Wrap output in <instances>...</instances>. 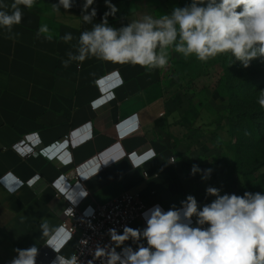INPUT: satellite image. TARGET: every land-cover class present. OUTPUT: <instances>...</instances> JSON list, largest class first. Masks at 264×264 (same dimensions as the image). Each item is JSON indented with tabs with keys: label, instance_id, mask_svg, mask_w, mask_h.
Returning <instances> with one entry per match:
<instances>
[{
	"label": "crops",
	"instance_id": "obj_1",
	"mask_svg": "<svg viewBox=\"0 0 264 264\" xmlns=\"http://www.w3.org/2000/svg\"><path fill=\"white\" fill-rule=\"evenodd\" d=\"M13 2L0 0L8 11ZM58 2L21 6L22 22L11 33L0 27V264H10L15 249L33 246L38 249L36 264H49L58 255L70 258L75 239L58 249L49 244L55 252L51 260L45 257L55 232L46 236L40 227L48 220L51 230L58 228L69 204L90 211L123 191L140 190L149 205L145 213L157 205L165 211L179 209L189 195L199 206L197 174L187 162L192 156L196 160L195 153L187 154L192 104L179 89L175 51L169 49L166 68L151 72L95 57L82 63L70 60L69 53L78 55L80 34L110 9L106 0H94L88 12L95 8L96 16L89 24L82 19L85 0H72L71 9L60 6L57 12L52 5ZM110 3L118 11L107 17L108 23L119 28L143 15L159 17L172 2ZM41 25L48 26L52 40L37 36ZM66 33L73 37L67 43L62 39ZM32 151L37 153L27 157ZM149 152L155 157L144 162L141 158ZM34 177L36 188L44 181L47 188L40 193L28 185L13 190L18 179ZM191 225L199 226L195 216ZM146 226L143 215L129 227L142 231ZM141 244L147 247L143 238L125 241L123 259L125 247L135 251Z\"/></svg>",
	"mask_w": 264,
	"mask_h": 264
},
{
	"label": "clouds",
	"instance_id": "obj_2",
	"mask_svg": "<svg viewBox=\"0 0 264 264\" xmlns=\"http://www.w3.org/2000/svg\"><path fill=\"white\" fill-rule=\"evenodd\" d=\"M36 0H14L9 5L0 3V27L9 33L23 19L21 6L32 9ZM94 0H85L82 16L85 23H91L96 9H88ZM110 11L104 14L100 23L79 36L78 55L69 53L70 60L84 62L89 57L112 63L140 66L151 72L164 69L169 63V49L182 54L184 58L194 56L207 62L218 55L230 54L234 61L247 68L257 58H264V0H192L184 7H175L170 14L159 17L143 15L126 26H110L107 20L118 9L106 0ZM72 7V0H59L52 9L59 11ZM53 36L47 25H41L37 36ZM66 33L65 43L72 40ZM68 67L69 61H62ZM258 103L264 108V90L260 91ZM135 121V117L132 118ZM123 127V125H121ZM135 124H133V130ZM149 152L141 158L147 162L153 158ZM134 166V165H133ZM136 167V166H134ZM212 169L201 170L193 165L191 172H202L207 179ZM208 195L215 196L211 203L198 207L195 197L189 195L182 201V207L167 211L154 206L144 214L146 228L133 229L125 226L122 234L109 229L111 240L117 246L130 238L147 242L133 251L126 249L127 256L122 260L119 254L108 253V264H264V195L260 192L220 194L219 189L209 187ZM196 217L198 227L191 225ZM208 225L207 228L202 227ZM44 235L54 232L64 233L65 242L71 234L64 228L50 229L48 220L41 225ZM17 256L10 264H36L38 249H15ZM97 256L105 255L102 249ZM53 264H78L76 255L66 258L58 255Z\"/></svg>",
	"mask_w": 264,
	"mask_h": 264
},
{
	"label": "rangeland",
	"instance_id": "obj_3",
	"mask_svg": "<svg viewBox=\"0 0 264 264\" xmlns=\"http://www.w3.org/2000/svg\"><path fill=\"white\" fill-rule=\"evenodd\" d=\"M167 1L172 3L165 14L192 2ZM175 66L179 89L192 104L187 113L192 140L187 154L195 153L196 160L192 156L187 162L201 170L212 169L207 179L196 173L198 207L216 199L206 193L209 187L219 189L221 195H264V108L258 103L264 90V58L244 68L230 54L201 62L175 52Z\"/></svg>",
	"mask_w": 264,
	"mask_h": 264
},
{
	"label": "built area",
	"instance_id": "obj_4",
	"mask_svg": "<svg viewBox=\"0 0 264 264\" xmlns=\"http://www.w3.org/2000/svg\"><path fill=\"white\" fill-rule=\"evenodd\" d=\"M36 153V151H32L27 157ZM56 161L57 158L50 162ZM175 161L176 157L172 156L171 162ZM158 175L155 174L154 176ZM145 176H149L148 172H145ZM35 178L26 182L18 179V184L13 190H17L23 185L35 187ZM48 185L49 182L44 181L43 186L41 188L35 187V190L40 193ZM55 207L57 208V205ZM148 207L149 205L140 190H126L105 203L96 204L90 211L69 204L67 210L61 212L62 224L58 228H64L71 234V238L67 242L72 239L76 240L73 254L77 256L78 264H108L109 257L107 254L113 253V251L115 254H119L123 260L122 245L117 246L111 240L109 229H115L118 234H122L125 226L129 227L143 218ZM52 239L49 240V243L47 242L44 252L45 257L50 260L55 251H53L54 249L51 250L48 245L58 249L67 243L62 232H55ZM54 241L57 243L55 244ZM125 248L127 249V247ZM99 249H102L105 255L97 256L96 253ZM53 262H49V264H53Z\"/></svg>",
	"mask_w": 264,
	"mask_h": 264
}]
</instances>
